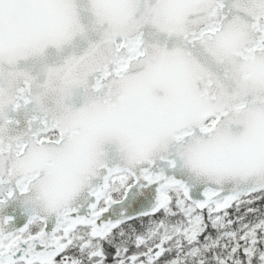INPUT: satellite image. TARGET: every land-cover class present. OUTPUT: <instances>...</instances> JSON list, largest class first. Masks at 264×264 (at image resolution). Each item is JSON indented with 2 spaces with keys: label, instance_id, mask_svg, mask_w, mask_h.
Listing matches in <instances>:
<instances>
[{
  "label": "snow or ice",
  "instance_id": "snow-or-ice-1",
  "mask_svg": "<svg viewBox=\"0 0 264 264\" xmlns=\"http://www.w3.org/2000/svg\"><path fill=\"white\" fill-rule=\"evenodd\" d=\"M0 264H264V0H0Z\"/></svg>",
  "mask_w": 264,
  "mask_h": 264
}]
</instances>
